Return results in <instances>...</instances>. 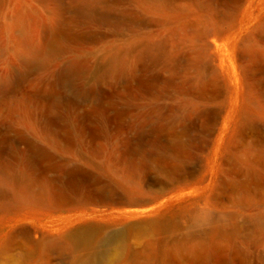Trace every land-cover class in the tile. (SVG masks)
<instances>
[{
  "label": "rangeland",
  "instance_id": "obj_1",
  "mask_svg": "<svg viewBox=\"0 0 264 264\" xmlns=\"http://www.w3.org/2000/svg\"><path fill=\"white\" fill-rule=\"evenodd\" d=\"M0 264H264V0H0Z\"/></svg>",
  "mask_w": 264,
  "mask_h": 264
},
{
  "label": "bare ground",
  "instance_id": "obj_2",
  "mask_svg": "<svg viewBox=\"0 0 264 264\" xmlns=\"http://www.w3.org/2000/svg\"><path fill=\"white\" fill-rule=\"evenodd\" d=\"M113 240V239H112ZM112 240H111V242H112Z\"/></svg>",
  "mask_w": 264,
  "mask_h": 264
}]
</instances>
